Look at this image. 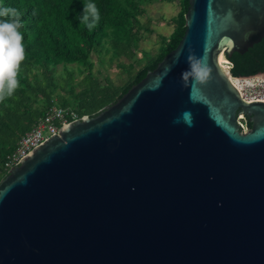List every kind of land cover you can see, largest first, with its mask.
<instances>
[{"label": "water", "instance_id": "1", "mask_svg": "<svg viewBox=\"0 0 264 264\" xmlns=\"http://www.w3.org/2000/svg\"><path fill=\"white\" fill-rule=\"evenodd\" d=\"M179 5L114 99L0 178V264H264V102L217 61L264 36V0ZM191 55L211 69L195 88Z\"/></svg>", "mask_w": 264, "mask_h": 264}, {"label": "trees", "instance_id": "2", "mask_svg": "<svg viewBox=\"0 0 264 264\" xmlns=\"http://www.w3.org/2000/svg\"><path fill=\"white\" fill-rule=\"evenodd\" d=\"M88 2L95 3L100 13V20L91 31L80 23L83 5ZM0 5L15 8L21 13L24 27L20 31L25 48V60L18 76L20 86L12 97L0 102L1 178L6 173L2 169L4 158L14 149L19 136L54 104L51 100V90L55 87L54 67L67 63L87 67L89 53L100 45L107 28L114 34L125 35L124 21L130 15L133 4L130 0H0ZM178 6L173 27L165 41L118 89L105 91L93 80H88V92L78 99L75 107H69L76 117L92 114L109 103L139 70L152 62L158 49L165 48L172 30L183 25L179 0ZM120 49L125 51L122 47ZM227 60L232 77L264 72V36L245 52H232ZM68 80L69 74L62 83ZM59 106L65 107L62 104ZM70 120L66 118V121Z\"/></svg>", "mask_w": 264, "mask_h": 264}, {"label": "rangeland", "instance_id": "3", "mask_svg": "<svg viewBox=\"0 0 264 264\" xmlns=\"http://www.w3.org/2000/svg\"><path fill=\"white\" fill-rule=\"evenodd\" d=\"M130 1L133 6L124 21L125 35L114 34L107 28L100 45L89 53L87 67H78L76 63L57 64L54 67L52 75L55 87L51 90V100L55 107L61 104L75 107L78 99L88 92L89 79L105 91H115L165 41L179 10L178 0ZM225 62L223 64L228 67L229 63ZM35 73L39 78L38 71ZM68 74L69 80L63 84L62 80ZM239 123L241 131H246L241 118Z\"/></svg>", "mask_w": 264, "mask_h": 264}, {"label": "clouds", "instance_id": "4", "mask_svg": "<svg viewBox=\"0 0 264 264\" xmlns=\"http://www.w3.org/2000/svg\"><path fill=\"white\" fill-rule=\"evenodd\" d=\"M20 16L21 13L17 9L0 5V102L12 97L20 86L18 76L20 66L25 60L24 37L20 31L24 25ZM99 20L100 13L96 4H84L80 23L91 31ZM188 63L189 70L182 72V78L188 81L191 77L193 88L204 84L211 71L207 63L195 55L188 57Z\"/></svg>", "mask_w": 264, "mask_h": 264}, {"label": "built area", "instance_id": "5", "mask_svg": "<svg viewBox=\"0 0 264 264\" xmlns=\"http://www.w3.org/2000/svg\"><path fill=\"white\" fill-rule=\"evenodd\" d=\"M230 67V63L228 67ZM232 84L236 87L240 97L247 101L264 102V78L249 77H230ZM77 118L76 113L69 107L51 105L44 114L17 139L14 149L9 152L2 163V169L13 166L24 154L32 147L36 146L46 137L56 133L58 127L67 122L66 118ZM239 118V116H237ZM239 123V120H238ZM240 124V123H239Z\"/></svg>", "mask_w": 264, "mask_h": 264}, {"label": "bare ground", "instance_id": "6", "mask_svg": "<svg viewBox=\"0 0 264 264\" xmlns=\"http://www.w3.org/2000/svg\"><path fill=\"white\" fill-rule=\"evenodd\" d=\"M217 61H218V63H219V65L221 66V67H226V65L225 64H223V63H226L225 61H224V59L221 57V54H218V56H217ZM229 63V62H228ZM225 65V66H224ZM257 77V76H256ZM259 77V76H258ZM257 77V78H258Z\"/></svg>", "mask_w": 264, "mask_h": 264}]
</instances>
